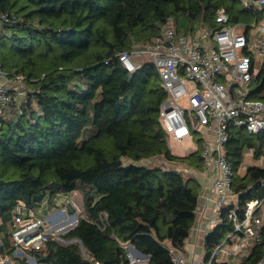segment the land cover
I'll return each mask as SVG.
<instances>
[{
	"label": "trees",
	"instance_id": "trees-1",
	"mask_svg": "<svg viewBox=\"0 0 264 264\" xmlns=\"http://www.w3.org/2000/svg\"><path fill=\"white\" fill-rule=\"evenodd\" d=\"M232 1L0 0V13L10 16L0 28V69L25 75L29 88L21 111L11 106L0 119V218L55 194L79 191L83 201L82 216L63 238L81 242L87 257L75 243L49 241L30 252L36 262L130 264L125 245L147 256L148 264H172L169 248L184 254L200 184L167 163L201 171L202 144L188 156L171 152L160 122L166 94L156 69L145 63L129 78L117 55L147 45L168 22L176 33L216 28L219 8L231 24L260 18V11L237 10ZM251 98L264 101V69L251 82ZM247 150L256 160L264 156V134L231 127L225 156L237 204L205 238L207 256L232 229L226 211L241 214L247 201L264 197V169L238 174ZM157 158L163 163H147ZM259 232L262 244L240 264H257L263 254L264 225ZM0 250L13 264H27L13 257L10 245Z\"/></svg>",
	"mask_w": 264,
	"mask_h": 264
},
{
	"label": "built area",
	"instance_id": "built-area-1",
	"mask_svg": "<svg viewBox=\"0 0 264 264\" xmlns=\"http://www.w3.org/2000/svg\"><path fill=\"white\" fill-rule=\"evenodd\" d=\"M241 1L246 9L255 7L260 11V18L249 25L231 24L228 13L219 8L215 14L216 28L201 26L176 33L168 22L160 35L147 45L134 46L117 55L128 75L145 63L156 69L160 87L166 94L160 105V122L174 143L181 145L192 131L201 130L204 135L203 167L216 172L211 184L215 196L213 217L207 220L210 229L205 230V238L223 221L224 210L237 204V195L231 192L234 171L225 156L229 129L243 128L252 136L264 134V101L251 98V82L264 69V0ZM9 21V14L0 13V28ZM26 84L25 75L0 69V119L5 118L11 106L21 111L27 94ZM250 153L252 155V151ZM260 166L264 169V158ZM72 196L73 193L47 196L38 209L24 204L16 206L9 221L13 257L20 255L27 264H41L30 252L40 251L49 241L64 242V230L73 229L77 223L78 207ZM46 208L51 212L41 214ZM69 209L75 221L66 225L64 220ZM226 219L232 229L209 256L197 257L192 264H212L219 258L240 264L252 248L262 244L259 229L264 225V197L247 201L241 214L236 208L227 210ZM128 247L131 249V245H125V252ZM168 253L172 264L188 261L176 249L169 248ZM10 259L0 255V264L9 263ZM130 260L131 264L137 262L132 256ZM257 264H264V252Z\"/></svg>",
	"mask_w": 264,
	"mask_h": 264
},
{
	"label": "crops",
	"instance_id": "crops-1",
	"mask_svg": "<svg viewBox=\"0 0 264 264\" xmlns=\"http://www.w3.org/2000/svg\"><path fill=\"white\" fill-rule=\"evenodd\" d=\"M170 143L176 146L178 152H173L171 149V152L179 157L188 156V153H185V142H182L181 145H178L174 143L169 137H168V145L170 147ZM203 146V143H202ZM197 148L195 149V151ZM194 151V152H195ZM252 151V155L250 153ZM193 153V152H192ZM191 154V153H190ZM253 150H247L243 156V161L241 163V166L238 170V174L242 177L246 173V170L248 167H261L260 163L261 160L264 158V156H261L259 159H254L253 156ZM159 163L162 164V158H157ZM167 166L176 169L177 171L191 174L193 177L196 178V180L200 184V191L198 196V204L195 211V221L194 224L189 232V237L185 241V247H184V255L187 257V263L186 264H192V260L196 259L197 257H205L206 251H205V236L204 232L206 229H210V226L208 225V219H212L213 217V200L214 195L211 191V184L213 180L216 177V172H214V169L206 170L203 169L201 171H193L189 169L188 166L185 164H178V163H167ZM236 195V194H235ZM39 207H36L38 209ZM45 210H42V213ZM10 219L3 221L2 218H0V248H2V251L5 253V249H8V246L10 245L9 242V233H10ZM8 236V241H5V237ZM1 254V250H0ZM249 255V254H248ZM246 258V257H245ZM243 259V258H242ZM241 259V262H242ZM231 260H224L219 258L216 262L218 263H226V264H232V262H227Z\"/></svg>",
	"mask_w": 264,
	"mask_h": 264
},
{
	"label": "rangeland",
	"instance_id": "rangeland-1",
	"mask_svg": "<svg viewBox=\"0 0 264 264\" xmlns=\"http://www.w3.org/2000/svg\"><path fill=\"white\" fill-rule=\"evenodd\" d=\"M230 5H232L237 10H239V9H245V7L243 6L241 0H233L232 2H230ZM257 11L258 10L254 7L250 13L251 14H256ZM253 22H254V19H251L250 21H248V23H246V22H240V24L241 25H249V24H252ZM170 24H171V22H170ZM27 89H29V88L27 87ZM203 141H204V135L202 134L201 130L200 131H192L191 134L187 137L186 142H185V153L190 154V153L194 152L195 149L199 146V144L201 145L203 143ZM169 144H170V148L172 149L173 152H178L177 151V148H176V146L174 144L172 145L170 143V141H169ZM159 162L160 161L155 160L153 162H147V163L148 164H152V165H160ZM184 174L187 175V173H184ZM72 197H73V200H74V202L76 203V205L78 207V209L75 211L76 212V215H77V220H78V218L80 216H82V213H83L82 194L79 191H76V192H73V196ZM39 205H41V202L39 203ZM39 205L37 207H39ZM49 206L52 207V204H49ZM34 209H36V208H34ZM50 212H51V209L50 208H46L45 215H46V213H50ZM41 214H44V211ZM70 214H72V212H69V214L65 217L64 223L66 225H69L70 224L69 223L71 221ZM73 218L74 217H72V219ZM68 231H70V228H67L66 230H64L63 234H66ZM63 240H64V242H62V243L60 242V243L61 244H64V245L74 244V243L77 244L79 246L80 250H81V254L85 258L87 257V254L84 252V249H82V247L80 246L79 241H77L75 239L66 240L64 238H63ZM7 250L8 249L6 248L5 251H7ZM15 256H17V255H15ZM126 256H127V259H128V261H129L130 264H131V260H130V257L131 256L134 259H136V261H137L134 264H148V257L136 255L135 253L132 254L131 253V249L129 247L127 248ZM17 258L25 259L24 256H20V255L17 256ZM9 259H10V257H9ZM7 263L8 262H6V264ZM13 263H14V260L11 258L9 264H13Z\"/></svg>",
	"mask_w": 264,
	"mask_h": 264
},
{
	"label": "water",
	"instance_id": "water-1",
	"mask_svg": "<svg viewBox=\"0 0 264 264\" xmlns=\"http://www.w3.org/2000/svg\"><path fill=\"white\" fill-rule=\"evenodd\" d=\"M128 77L130 78V75H128ZM192 124H193V127L196 125V120H195L194 117H193V122H192ZM42 199H43V195L40 194V195H38V196H35V197L33 198V201L38 203V202H40ZM69 211L72 212V209H69ZM79 243H80V246H81L82 249H83L82 243H81V242H79ZM131 249H132L135 253L140 254V255H143V254L137 252L132 246H131ZM143 256H144V255H143ZM46 259H47V256H44V257L41 258V261H44V260H46ZM7 264H9V263H7Z\"/></svg>",
	"mask_w": 264,
	"mask_h": 264
},
{
	"label": "bare ground",
	"instance_id": "bare-ground-1",
	"mask_svg": "<svg viewBox=\"0 0 264 264\" xmlns=\"http://www.w3.org/2000/svg\"><path fill=\"white\" fill-rule=\"evenodd\" d=\"M74 218H75V217H74ZM74 218H73V219L71 218V221L69 222L70 224L74 223V221H75V219H74ZM70 224H69V225H70ZM131 253L133 254V252H132V251H131Z\"/></svg>",
	"mask_w": 264,
	"mask_h": 264
}]
</instances>
